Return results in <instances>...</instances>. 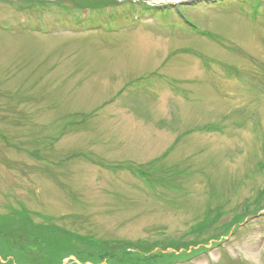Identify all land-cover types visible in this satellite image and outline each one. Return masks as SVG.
Masks as SVG:
<instances>
[{"label": "rangeland", "instance_id": "1", "mask_svg": "<svg viewBox=\"0 0 264 264\" xmlns=\"http://www.w3.org/2000/svg\"><path fill=\"white\" fill-rule=\"evenodd\" d=\"M136 3L0 0V225L264 264V0Z\"/></svg>", "mask_w": 264, "mask_h": 264}, {"label": "trees", "instance_id": "2", "mask_svg": "<svg viewBox=\"0 0 264 264\" xmlns=\"http://www.w3.org/2000/svg\"><path fill=\"white\" fill-rule=\"evenodd\" d=\"M9 213L6 223L0 225V250L6 253L16 252V258L21 263L62 264L68 256H74L81 262L90 260L98 263L105 260L108 264H144L140 259L132 263L130 259L134 256L131 257L125 248L114 250L104 243L90 244L88 238L75 232L48 224L34 226L21 212L10 210ZM6 224L9 227L7 231ZM134 255V258L138 257L136 253ZM123 258V263L118 262ZM6 264L13 263L8 260Z\"/></svg>", "mask_w": 264, "mask_h": 264}]
</instances>
